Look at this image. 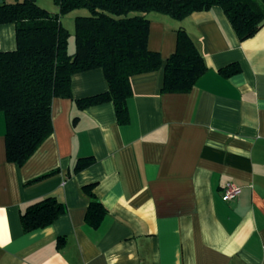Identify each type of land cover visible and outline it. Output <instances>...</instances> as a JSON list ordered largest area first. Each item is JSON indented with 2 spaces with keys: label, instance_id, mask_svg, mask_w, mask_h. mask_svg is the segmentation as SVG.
I'll return each instance as SVG.
<instances>
[{
  "label": "crops",
  "instance_id": "crops-1",
  "mask_svg": "<svg viewBox=\"0 0 264 264\" xmlns=\"http://www.w3.org/2000/svg\"><path fill=\"white\" fill-rule=\"evenodd\" d=\"M147 16V47L162 66L183 28L207 72L185 93L161 92L162 67L132 75L127 124L111 102L78 109L74 99L107 83L99 68L74 73L72 98L52 100L53 130L22 165L6 160L0 112V264H264V23L239 41L218 6ZM14 35L0 24V51ZM233 62L238 73L218 72ZM82 157L94 161L73 172ZM226 182L241 187L231 200ZM89 184L107 209L97 228L84 221ZM46 196L65 212L23 232L20 211Z\"/></svg>",
  "mask_w": 264,
  "mask_h": 264
},
{
  "label": "trees",
  "instance_id": "trees-1",
  "mask_svg": "<svg viewBox=\"0 0 264 264\" xmlns=\"http://www.w3.org/2000/svg\"><path fill=\"white\" fill-rule=\"evenodd\" d=\"M56 12L35 0L0 3V24L12 23L15 47L0 51V112L4 118L5 155L8 162L22 165L51 134V103L56 97L72 98L71 76L99 68L107 89L74 99L78 109L111 102L118 124H127V99L132 95L130 78L134 74L162 67L161 92L185 93L207 72L203 57L183 28L176 31L175 49L162 66L158 52L147 47L149 12L181 19L193 12L218 6L229 21L237 39L253 36L264 21V0H53ZM89 14L73 19V51H68L69 31L61 17L73 10ZM238 63L218 70L228 77L238 73ZM92 157L78 158L72 171L93 163ZM56 170L42 174L38 181ZM84 221L97 228L107 209L92 191ZM62 202L43 197L20 211L23 232L45 227L65 212ZM64 239L57 240L62 246Z\"/></svg>",
  "mask_w": 264,
  "mask_h": 264
},
{
  "label": "rangeland",
  "instance_id": "rangeland-1",
  "mask_svg": "<svg viewBox=\"0 0 264 264\" xmlns=\"http://www.w3.org/2000/svg\"><path fill=\"white\" fill-rule=\"evenodd\" d=\"M51 6H50V9H47V8L46 9L49 10V11L53 10L51 8H53L54 6L53 5H51ZM56 11H57V9H56ZM76 11H78V13ZM76 11L75 12H72L71 11V12H69V13H67V14H65V15H63L61 17V23H62V25L67 30H69V32H70V37H69V40H68V42H69L68 50L69 49L70 50L73 49V19H74V17L77 16V15H87V14H89V11L87 9H84V8L77 9Z\"/></svg>",
  "mask_w": 264,
  "mask_h": 264
},
{
  "label": "built area",
  "instance_id": "built-area-1",
  "mask_svg": "<svg viewBox=\"0 0 264 264\" xmlns=\"http://www.w3.org/2000/svg\"><path fill=\"white\" fill-rule=\"evenodd\" d=\"M240 190V186L232 182H226L223 187V197L227 200H231L240 193Z\"/></svg>",
  "mask_w": 264,
  "mask_h": 264
},
{
  "label": "water",
  "instance_id": "water-1",
  "mask_svg": "<svg viewBox=\"0 0 264 264\" xmlns=\"http://www.w3.org/2000/svg\"><path fill=\"white\" fill-rule=\"evenodd\" d=\"M3 0H0V3L2 2ZM264 23V21H262L261 23H260V26L262 25Z\"/></svg>",
  "mask_w": 264,
  "mask_h": 264
}]
</instances>
